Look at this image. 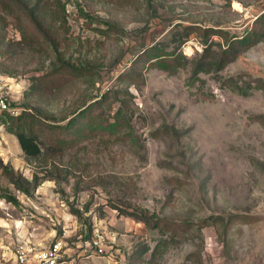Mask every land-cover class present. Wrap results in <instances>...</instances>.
Masks as SVG:
<instances>
[{
  "label": "rangeland",
  "instance_id": "374dc122",
  "mask_svg": "<svg viewBox=\"0 0 264 264\" xmlns=\"http://www.w3.org/2000/svg\"><path fill=\"white\" fill-rule=\"evenodd\" d=\"M6 1L0 72L13 77L11 98L29 109L44 155L29 163L0 124V157L45 179L27 195L0 170V264L58 239L78 264H264V40L221 71L192 75L253 28L264 0H46L54 38L27 12L36 0ZM154 44L187 61L174 73L135 70ZM217 215H232L227 231L210 224ZM95 228L106 246L87 250Z\"/></svg>",
  "mask_w": 264,
  "mask_h": 264
},
{
  "label": "trees",
  "instance_id": "16d2710c",
  "mask_svg": "<svg viewBox=\"0 0 264 264\" xmlns=\"http://www.w3.org/2000/svg\"><path fill=\"white\" fill-rule=\"evenodd\" d=\"M45 3L46 0H36L32 4V6L27 7V12L31 17L32 22H34V24L43 32L46 38H54L49 34V31L46 27H44L45 25L42 23V16L45 10ZM7 4L8 3L6 0H0V6H7ZM259 25L261 26L259 27ZM213 33L223 34L225 32L220 29L213 31ZM184 35L188 36L189 33H182L181 36L183 37ZM263 40L264 12L257 16V18L254 20L253 28L249 30L246 34L242 35L241 37L232 36L231 38H226L227 46L222 49L220 55L215 57L213 56L207 59H201L196 62L192 75L194 77H197V75L201 71H221L225 68L228 63L235 60L241 52L245 51L246 49L252 47L253 45ZM183 41V39H180V43L178 45L183 43ZM204 44L206 45L204 49V51L206 52L210 48V44H208L207 41H205ZM186 57V54L178 52L177 49L169 52L159 47L157 44H154L140 53L138 58H136L134 61V68L135 70H138L139 65H142L141 63H149V65L155 64L157 67L169 73H174L180 66H182L187 61ZM141 59L144 60L141 61ZM59 70H65L66 72L77 75L81 74L80 68H76L70 64L62 65ZM229 81L230 87L234 91L238 93H247V91L243 88L242 85L238 83L237 80L230 78ZM89 105H84V108L82 110L77 113L74 112L71 116L67 117L66 119L68 120L66 122V128H73L76 122L78 121L80 115H82V113L87 110ZM23 107V110L17 115H12L8 112L1 113L0 124H5L7 131L13 133L17 137L26 160L29 163H33L36 161H40V159L44 155V151L38 141V135L33 125L34 122L32 115L28 112V108H26L25 106ZM164 131L167 133L169 132V130ZM0 170L2 174L8 177L9 181L14 184L18 190L22 191L27 195H30L33 191H35L42 182V180L45 179V174L40 175L37 171L34 172L32 178L29 179L25 177L23 173L16 171L10 163L5 162L1 157ZM41 172H45L44 168H42ZM5 198L14 203L17 202L16 197L12 195H6ZM134 216L140 220H143L148 225H151L153 227H157L159 225L158 221H154V215L150 214L147 210H140V212L134 214ZM231 216H229L227 220H225L224 217L221 215L214 216L212 218V221H210V224L218 225L220 223L225 226L224 231H227L229 224L231 223Z\"/></svg>",
  "mask_w": 264,
  "mask_h": 264
},
{
  "label": "built area",
  "instance_id": "2783aa9c",
  "mask_svg": "<svg viewBox=\"0 0 264 264\" xmlns=\"http://www.w3.org/2000/svg\"><path fill=\"white\" fill-rule=\"evenodd\" d=\"M12 81V77L0 72V114L8 112L9 114L17 115L24 108L11 98L10 83ZM63 244L64 240L58 239L37 253L35 257H32L31 249L26 246H20L17 250L16 258L20 264H33V262L34 264H78L74 259L66 256ZM83 245L87 247V250H101L106 246V234L100 228H95L91 238L85 241Z\"/></svg>",
  "mask_w": 264,
  "mask_h": 264
}]
</instances>
